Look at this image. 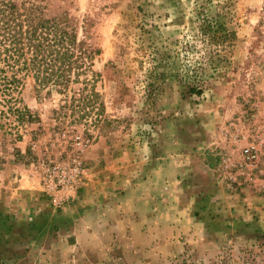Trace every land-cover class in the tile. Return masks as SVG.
Here are the masks:
<instances>
[{
	"label": "rangeland",
	"instance_id": "obj_1",
	"mask_svg": "<svg viewBox=\"0 0 264 264\" xmlns=\"http://www.w3.org/2000/svg\"><path fill=\"white\" fill-rule=\"evenodd\" d=\"M14 1L74 35L80 66L66 94L33 71L0 92V264H264V0ZM216 21L226 49L210 44ZM78 164L84 182L57 209L50 190ZM144 179L107 245L77 243L112 219L101 199ZM89 187L67 232L61 212Z\"/></svg>",
	"mask_w": 264,
	"mask_h": 264
},
{
	"label": "trees",
	"instance_id": "obj_2",
	"mask_svg": "<svg viewBox=\"0 0 264 264\" xmlns=\"http://www.w3.org/2000/svg\"><path fill=\"white\" fill-rule=\"evenodd\" d=\"M231 1L227 0L226 6L221 8L224 10ZM34 14L32 8L21 12L14 0H0V92L5 97H11L16 91L21 84L18 75L24 71L26 75L33 71L36 84L48 87L49 94L55 91L66 94L73 68L79 69L80 64L72 51L76 47V37L59 23ZM207 31L212 47L222 50L232 45L230 33L224 34L225 28L217 21L209 25ZM189 92L202 95L198 88H189ZM7 113L18 119H25L27 115L28 121H33L27 108L14 106L8 108ZM256 241L264 250V244L260 243L264 235L258 236Z\"/></svg>",
	"mask_w": 264,
	"mask_h": 264
},
{
	"label": "crops",
	"instance_id": "obj_3",
	"mask_svg": "<svg viewBox=\"0 0 264 264\" xmlns=\"http://www.w3.org/2000/svg\"><path fill=\"white\" fill-rule=\"evenodd\" d=\"M149 185H150V180L146 181L144 179V181H142V183L139 184V187L137 189H135V187L137 186H135L134 184L133 189L131 188L130 191L126 192L125 194L121 193L120 195L111 198L108 204L105 203V200L101 199V204L99 203L101 210L98 212V214L105 215L107 214L106 211H108L109 209L110 217L112 219L111 220L101 219V217H99L100 218L99 221L102 223V226H100L101 223L99 222L100 224H98V226L100 228H97V230H95L96 236L94 238H91L90 241L89 239H86L85 235H80V233H74L73 235H76L77 237L76 239L77 243L79 245H82L83 248H88V245L90 243L92 245L94 243L98 244L101 247L107 245L110 241L109 240L110 236L114 232L113 226L111 224L114 223V225H116L118 221H121L120 219L121 213H126V216L132 215L136 212V208H140V206L144 204V200L140 197L138 190L143 186L146 189L148 188ZM91 191H92V187L85 188L84 197L81 200V202H79L75 206L67 207L65 210L61 212L60 219L61 221H64V226L66 228L65 230L67 232L71 231L70 230L71 227L72 228L74 227L75 230L76 229L75 224H78L81 221V220L79 221L77 220L76 211L77 210L82 211L84 207L92 206L91 203H93L92 200L93 197ZM75 207H77V210H74ZM75 231H77V229ZM88 233L91 234L90 232Z\"/></svg>",
	"mask_w": 264,
	"mask_h": 264
},
{
	"label": "built area",
	"instance_id": "obj_4",
	"mask_svg": "<svg viewBox=\"0 0 264 264\" xmlns=\"http://www.w3.org/2000/svg\"><path fill=\"white\" fill-rule=\"evenodd\" d=\"M72 173V179L71 182H68V185H64L61 182L56 186L54 190H50V192L55 193V196L52 199V204L57 208L61 209L65 205L64 197L60 191H70L74 196L78 194V190L81 187V185L84 182V176L86 171L82 168L81 164L75 165L72 169L71 172H62L60 173V176L62 177V180L64 177H69L70 174ZM65 186V187H64ZM53 189V188H52ZM61 195V196H60Z\"/></svg>",
	"mask_w": 264,
	"mask_h": 264
}]
</instances>
